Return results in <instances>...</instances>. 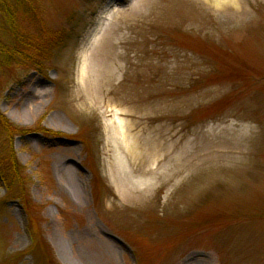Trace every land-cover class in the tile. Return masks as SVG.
<instances>
[{"label": "rangeland", "instance_id": "rangeland-1", "mask_svg": "<svg viewBox=\"0 0 264 264\" xmlns=\"http://www.w3.org/2000/svg\"><path fill=\"white\" fill-rule=\"evenodd\" d=\"M36 11L21 26L50 57L0 68V110L50 131L14 138V193L0 173V264H264V0H36ZM115 40L124 57L108 81Z\"/></svg>", "mask_w": 264, "mask_h": 264}, {"label": "trees", "instance_id": "trees-1", "mask_svg": "<svg viewBox=\"0 0 264 264\" xmlns=\"http://www.w3.org/2000/svg\"><path fill=\"white\" fill-rule=\"evenodd\" d=\"M0 6H2L0 8V18H5V26L0 27V29L5 30L4 32L14 38V43L10 41L12 38H8V41L0 38V68L27 62L39 70L45 68L46 66L43 63L48 61L50 55L49 51L46 52L41 48L39 30L37 36H34L29 33V28L21 26V24L27 22L30 28L34 27V22L37 21L36 0H0ZM19 10L21 12H18ZM49 36L53 38L50 33ZM34 128L16 124L0 110V136H3L8 144L7 158L0 161V173L2 180L7 185L9 194L14 193V185L18 187L24 181L22 173L24 167L17 158L12 146L14 138L33 132L49 133L50 131L40 128V126ZM52 134L55 135L56 132Z\"/></svg>", "mask_w": 264, "mask_h": 264}, {"label": "bare ground", "instance_id": "bare-ground-1", "mask_svg": "<svg viewBox=\"0 0 264 264\" xmlns=\"http://www.w3.org/2000/svg\"><path fill=\"white\" fill-rule=\"evenodd\" d=\"M207 1L211 2L212 4H215L217 7H220L225 1H229L230 2L232 0H207ZM93 32L94 33L91 34L92 37H90V39L88 41L89 42L88 45H90V46L91 45L94 46L98 42V39L95 38V34H97L99 32V29L93 30ZM121 44L122 43H118V40L117 41L115 40V41H113L110 44V47H109L110 48V54H109V57H108V61L106 62V65H105L106 68H107V71L104 73V77L108 81L114 79L117 76V71L119 70V68H117L116 63H117L118 60H121L124 57L123 54L118 49V48L121 47ZM86 52H87V50H86ZM82 72H85V67L82 68ZM116 123H117V126H115V127L117 128V133H119V135L123 138L124 141H122V143H125L124 145L126 147L128 146V142H129L128 151H130L131 150V146L134 147V143H133L132 140L130 141V139L128 138V136L126 134L125 123H123V121L121 119L119 121L117 120ZM142 156H143L142 154H139L137 156L136 160L138 161V165L137 166L142 165V168H143L144 161H143V157ZM118 161H119V163L122 164V160H120L118 158ZM150 163H152V162L150 161ZM125 168H126V166L124 167V169ZM142 168H141V174H143L146 178L148 176L153 177V175L157 174V168L156 167H153V168L149 169L148 171H144ZM125 170L128 172L127 176L129 175V177L130 176L132 177V175H133L132 170H130V168L128 166H127V168ZM142 170H143V172H142ZM147 180L150 181V179H147ZM111 245H112V243H111Z\"/></svg>", "mask_w": 264, "mask_h": 264}]
</instances>
